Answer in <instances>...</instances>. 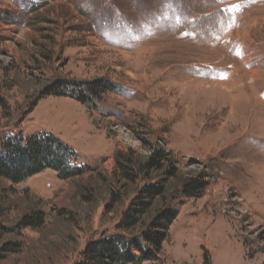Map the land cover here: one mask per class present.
I'll use <instances>...</instances> for the list:
<instances>
[{"label":"rangeland","instance_id":"obj_1","mask_svg":"<svg viewBox=\"0 0 264 264\" xmlns=\"http://www.w3.org/2000/svg\"><path fill=\"white\" fill-rule=\"evenodd\" d=\"M96 79L115 90L95 105L47 95ZM39 132L90 171L0 179V264H75L170 167L159 203L183 204L142 264H264V0H0V142ZM198 176L200 198L176 195Z\"/></svg>","mask_w":264,"mask_h":264},{"label":"trees","instance_id":"obj_2","mask_svg":"<svg viewBox=\"0 0 264 264\" xmlns=\"http://www.w3.org/2000/svg\"><path fill=\"white\" fill-rule=\"evenodd\" d=\"M114 90L112 83L104 79L88 82L61 80L48 87L47 95L71 97L83 105H95L103 94ZM77 160L78 153L51 133L39 132L26 137L12 135L0 142V179L18 184L44 170H52L58 179L68 180L90 171L85 165L78 166ZM160 160L161 152L155 153L135 167L140 172H151L161 168ZM118 164L122 167L120 161ZM165 174L167 177L160 182L143 185L123 212L116 225L117 232L89 241L75 264H142L158 261L162 244L177 217V208L183 204L159 203V199L166 200V194L172 193L173 189H168V185L170 179L176 177L171 167ZM124 176L134 178V174L127 169ZM206 187L205 177L198 176L178 183L175 192L186 199H196L202 196ZM42 221L40 213H33L24 217L22 224L38 227ZM202 264H211L207 255Z\"/></svg>","mask_w":264,"mask_h":264}]
</instances>
